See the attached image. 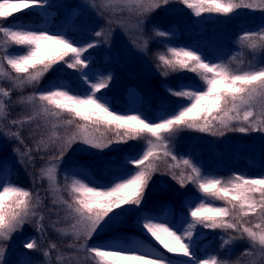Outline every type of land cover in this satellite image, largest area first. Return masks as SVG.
Masks as SVG:
<instances>
[{
  "label": "snow or ice",
  "instance_id": "snow-or-ice-1",
  "mask_svg": "<svg viewBox=\"0 0 264 264\" xmlns=\"http://www.w3.org/2000/svg\"><path fill=\"white\" fill-rule=\"evenodd\" d=\"M180 2L197 17L204 13L230 16L240 9L264 12V0ZM168 3L169 0H116L111 7L114 11L135 10L139 15H146ZM47 4L48 0H0V50L3 51L0 55V77L12 83L10 89L0 86V97L10 98L14 89L39 84L58 64L76 70L87 85L84 94H73L68 86L56 84L50 90L35 92L19 101L31 105L33 113L11 123L22 125L40 117L48 122L51 118L50 134L40 139L37 150H46L51 144L59 143V153L50 157L48 166L41 169V179L50 182V191L59 193L61 188L57 182L58 165L55 161L62 160L77 143L104 150L113 144H126L129 140L144 141L141 154L128 161L134 166L132 171L118 177L109 186H92L91 182L78 178H72L65 184L64 189L71 200H64L61 196L59 203L66 206L67 217L73 223L70 232L57 231L65 236L71 235L77 241V244L67 247L83 249L95 264H170L164 256H154L135 241L95 246H89L88 241L105 225L118 221L129 206L138 208L144 201L153 175L159 171L156 162L171 158L174 163L167 165L168 174L181 187L194 185L199 193L198 202H189L186 226L181 224L178 227L156 216L145 217L140 224L144 235L167 253L187 258L182 264H230V261L216 255L198 259L193 245L198 227L226 233L232 230L237 235L223 240L222 247L237 240H246L264 260V175L248 178L234 174L227 179L205 175L191 159L178 158L170 147L171 138L183 130L213 136H223L226 132H264V61L260 66L233 68L231 63L210 62L198 50L168 47L166 52L158 55L159 66L164 70L162 74L191 72L198 77L199 86L180 84L177 89L169 88L171 95L186 103L158 121H150L138 112L120 114L99 95L109 86L112 77L93 80L85 71L90 63L85 53L95 48L96 42L78 45L65 34L29 28L25 24L10 26L3 23L17 13L44 8ZM102 35L101 31L95 32L96 37ZM155 35L166 37L169 32L156 31ZM240 41L252 51L264 52V28L244 32ZM15 48L23 51L13 53ZM243 63L241 60L240 65ZM3 98H0V114L6 117L7 105ZM65 113L69 119L61 120ZM77 119L82 123H77ZM61 128L65 130L63 135L58 131ZM12 135L20 138L19 132ZM176 169H179V174ZM217 201L221 203L217 204ZM41 203L39 194L34 197L28 189L0 181V264H6L4 241H10L13 234L37 217ZM250 215H255L260 222L251 223L247 219ZM43 220L41 213L36 223L37 231L41 233L45 231ZM23 247L40 250L36 239L26 241ZM56 248L57 245L51 243L49 249L43 250V256L50 257V250ZM250 254L247 249L242 253ZM64 259L62 254L56 257L58 262ZM23 264L30 262L24 261Z\"/></svg>",
  "mask_w": 264,
  "mask_h": 264
},
{
  "label": "rangeland",
  "instance_id": "rangeland-1",
  "mask_svg": "<svg viewBox=\"0 0 264 264\" xmlns=\"http://www.w3.org/2000/svg\"><path fill=\"white\" fill-rule=\"evenodd\" d=\"M115 2L116 0H58L60 7L55 10L51 6V0H48V4L44 8H35L31 11L17 13L13 18H9V20L5 21L4 24L16 26L21 24L23 19L26 18V21L30 22L27 27L39 28L41 30L47 29L51 31L53 28L60 26L59 22L68 12L69 16H71L70 18L74 20L75 26L85 20H89L93 24H100L102 26L101 32L103 33L100 37L103 44L101 50L108 51L111 54L113 65L118 71V78L115 85L111 88V91L117 98L123 86L126 83H129L132 91L131 96L135 101L132 107L126 108H122L115 104V109L126 114L138 112L144 115L142 111H147L157 99H163L165 100V103L155 109L153 114L144 115L150 121H158L159 118L174 112L175 109H172V100L166 95L167 91L162 88L158 90L149 78V75L153 73V70L146 52L148 38L146 21L152 12L146 15H139L135 10L131 12L126 9L123 11H114L111 5ZM160 8L165 9L166 6L162 5ZM77 9L81 10L80 14L74 17L73 14ZM57 10L61 11L58 20L54 19ZM29 12L40 15L42 18L40 22H32L30 19L32 14H29ZM168 16L176 18L179 21L181 33L186 34L191 30L192 24L185 14L178 11H170ZM197 20L199 23H203L206 19L199 16ZM231 22L242 23V25H239L242 27L239 29L236 35L237 37L246 32V30H249L243 28L245 25H258V28L260 29L262 24H264V12L245 9L238 10L230 16H221L219 20L214 22V25H218L215 30L208 29V27L204 26L199 27V30H203V32L198 34L197 43H207L210 46H222L227 48L226 35L221 29L224 25L227 28ZM251 28L252 29L250 30H255L254 27ZM197 47L199 46L197 45L191 48L197 50ZM2 54L3 51L0 50V55ZM251 56L252 58L250 60L243 61L246 63V66H252L254 61L260 66L261 62L264 61V52L260 50H251ZM211 62L217 63V60L212 58ZM239 67L244 66L239 65ZM12 74L15 75L14 73ZM0 78V86L5 89L12 88V83L10 81L6 78ZM67 82L68 79L63 75L61 78V84H65L70 88L71 86L68 84L69 82ZM29 86H36V84L25 85L23 88L12 90L10 98L0 97L5 99L6 105L9 104V106H7L6 117L3 114H0V164L14 160L16 166L20 168L25 176L30 179L35 178L39 189H33V196L35 197L36 194H39L42 203L38 208L37 217L30 219L22 229L13 234L10 241H4V261L6 264H12V261H15V264H23L24 261H28L31 264V261L34 258L33 250L25 249L23 244L31 239H36L40 250L34 251V253L39 259L40 264H90L87 253L83 249L78 247H67L69 244H77V241L71 235L65 236L57 231V229H63L70 232V225L73 223L71 218L67 217L66 206L59 203V198L61 196L64 200L66 199L58 179V169L57 182L61 188L59 193L50 191V182L47 179H41V169L48 166L50 163V157L58 155L59 143L51 144L46 150H40L39 154L44 153L47 157H44L43 155L37 157L38 165L35 171L32 170V165L30 164L31 159L28 154L30 148L29 143H34V148L37 149V144L40 139L42 137L46 138L50 134L51 118L48 122H46L43 117H40L22 125H13L11 123L14 119H20L32 115L33 113L31 105L19 102L22 97L26 98L27 96L32 95ZM101 95L106 100V93ZM140 97L142 98L143 105L139 100ZM11 102L14 103L12 106H10ZM7 124H11L9 126L12 127L19 126L21 141L12 135L13 132L6 126ZM58 131L63 135L65 130L64 128H61ZM5 135L6 139L4 140ZM196 135L197 134H195V136ZM200 137H198V139H200ZM220 141L222 148H236L237 150L246 152L255 162H263L262 156L264 155L262 153L264 152V132H249L246 134H240V136L226 135ZM111 147H113V145ZM108 149H91L83 144L77 143L73 145V148L69 150L68 154L65 155L62 160L55 161V163L59 168L60 163L63 160L81 158L82 165L85 168L83 173L85 174L87 181L91 182L92 185L97 186L105 181L101 178L100 182L94 177L91 179L89 168L95 171V167L101 162L111 169H118L120 167L118 162L108 160L106 156L103 155ZM29 169L30 172L28 171ZM0 176L1 181L8 183L9 176L5 167L0 170ZM54 200H57V203L54 204ZM138 208L136 206H129L119 217L118 221L111 225H105L90 241H88V244L95 246L100 244H125L135 241L143 250L151 251L154 256H164L170 261V264H182L183 261H186L187 258L167 253L166 250H163L160 246L144 236L135 233L126 234L124 237L116 235L121 226H131L128 219L133 216V213ZM41 213L44 217L43 224L45 231L43 233L38 232L36 227L39 214ZM152 216H156L162 221H168L177 225L167 217L166 213L153 214ZM51 243H55L57 248L50 250V257L46 258L43 256V250L49 249ZM234 247L235 243L228 245L230 250ZM193 250L198 259L209 258L207 255H200L198 253L195 248V242ZM58 254H62L65 259L59 262L56 261ZM250 262L253 264H264V260L261 259L260 253L257 249H253L251 252Z\"/></svg>",
  "mask_w": 264,
  "mask_h": 264
},
{
  "label": "trees",
  "instance_id": "trees-1",
  "mask_svg": "<svg viewBox=\"0 0 264 264\" xmlns=\"http://www.w3.org/2000/svg\"><path fill=\"white\" fill-rule=\"evenodd\" d=\"M51 6L55 10L58 9L60 7L58 0H51ZM165 6V9L159 8L152 12L146 21V29L148 32L146 52L153 70V73L149 75L150 80L158 90L162 88L167 91L166 95L172 100V109L176 110L180 105L185 104L186 101L171 95L168 89H177V86L180 84L198 87L199 79L196 74L191 72L170 73L168 76H164L162 74L164 70L159 66L160 62L158 60V55L162 52H166L168 47L191 48L198 45L199 47H197V50L210 62L212 58H215L217 63H231L233 68H237L240 65L241 60H250L252 56L251 50L240 41V36L243 34L236 37L239 29L242 27L239 26L242 25L241 22H231L227 28L225 25L222 27L221 30H223L226 35L227 48L222 46H210L207 43H197L198 34L203 32V30H199V27L204 26L208 27V29L215 30L218 25H214V22L219 20L221 15L204 13L201 16L206 20L203 23H199L197 20L198 17L193 14L192 10L183 5L180 0H169V3ZM80 11L81 10L77 9L73 14L74 17L80 14ZM170 11H178L185 14L192 24L191 30L186 34L181 33L179 21L176 18L168 16ZM29 14H32L30 16L32 22L39 23L42 19L36 13ZM60 14L61 11L57 10L54 19L58 20ZM70 17L71 16H69L68 12L59 22L60 26L53 28L51 32L65 34L78 45H84L90 42L97 43L95 48L90 49L87 53H85L90 62L89 68L85 71L88 73L89 78L93 80H98L101 77L107 76L112 77L109 86L102 90L99 95L106 93L105 98L109 102L112 110L117 111L120 114H126L115 109L114 105H119L122 108L132 107L135 101L131 96L132 91L129 83H126L123 86L117 98L111 91V88L115 85L118 78V71L113 65L111 54L108 51L101 50L103 44L100 37L95 36L96 31H102V26L100 24H93L89 20L82 21L75 26L74 20ZM29 23L30 22L26 21V18H24L21 24L28 25ZM251 27H254L255 30H250L252 29ZM243 28L249 29L246 31H259L264 28V24H262L260 29L258 28V25H245ZM156 31H167L169 32V35L166 37H159L155 35ZM22 51L23 49L21 48L12 49L13 53ZM256 63L257 62L254 61L252 66H259V64ZM243 66L244 67L242 68L249 67L246 66V63H244ZM9 71H11V69H9ZM63 75L68 79L69 83H67L70 84V89L73 94H84L87 91V85L83 82V77L80 73L76 70L67 68L64 64H58L53 68V70L44 76L39 84H36V86H29V89L32 92L31 94L50 90L52 85H65L61 84V78ZM139 100L143 105L141 97ZM163 103H165V100L157 99L147 111H142V113L144 115L153 114L155 109L159 108ZM13 104L14 103L11 102L10 106ZM7 106H9V104H7ZM60 119L67 120L69 119V116L65 113L62 117H60ZM1 122L3 124L2 120ZM76 122L82 123L78 119ZM9 125L11 124H7L6 126L10 128L13 133L19 132V126L12 127ZM195 134L197 135L195 136ZM240 134L244 133L226 132L223 136H213L210 133L183 130L171 138L170 147L178 158L191 159L198 167L201 168L202 173L205 175L224 179H227L234 174H242L248 178H257L264 175V156H262L263 162L257 163L244 151L237 150L233 147L222 148L220 140L224 136H240ZM109 135H111V133H109ZM198 137H200V139H198ZM5 139L6 135L4 137V140ZM19 141H21V138H19ZM29 146V149H31V152L28 153L31 159L30 164L32 165V170L35 171L38 165L37 157L42 155L44 157L47 156L44 153L39 154L40 151L34 148V143H29ZM143 149L144 141L142 140H129L126 144H113V147L109 148L103 155L106 156L108 160L118 162L120 167L118 169H111L108 168L106 164L101 162L95 167V171L89 168L91 179L94 177L100 182L101 178L105 182L100 185L109 186L111 182L116 180L118 177L124 176L132 171L134 166L129 164L128 161L133 158H137ZM262 154L264 155V152ZM156 163L158 164L159 171L153 175L145 192L143 203L135 210L133 216L128 219L131 226H121L118 229L119 231L116 234L117 236L124 237L126 234L135 233L148 238L144 235L142 229L140 228V224L144 222L145 217H151L153 214L164 212L168 218H170V220L178 226L181 224L186 226L187 211L190 207L189 202H198L199 193L194 185L188 184L181 187L175 180L172 179L171 175L167 172V165L174 163L171 158L160 160ZM28 171L30 172V169ZM84 171L85 168L82 165L81 158L67 159L60 163L58 168V179L66 200L70 201L71 197L69 196L67 190L64 189L65 184L70 183L72 178L84 179L88 182L85 174L83 173ZM176 172L179 174V169H176ZM7 173L9 176L8 182L28 189L32 191V193L34 188L39 189L35 178L30 179L25 176L20 168L16 166L14 160L9 162ZM216 203L220 204L221 202L217 201ZM165 204H171L168 211L164 209ZM170 213H172V215H170ZM247 219L251 221V223L260 222L255 215H250ZM235 235L237 234L232 230H229L226 233L219 229L210 230L198 227L196 235L194 236L195 248L200 255H207L208 257L216 255L221 259L230 261V264H253L250 262L251 254L242 255L246 249L249 250L250 253L253 251V248H250V245L246 240H237L235 242V247L232 250H230L228 246L222 247L223 240L229 239ZM89 246H91V244H89ZM33 256L34 260L32 264H40L34 251ZM87 257L90 264H95V261L89 258L88 254Z\"/></svg>",
  "mask_w": 264,
  "mask_h": 264
}]
</instances>
